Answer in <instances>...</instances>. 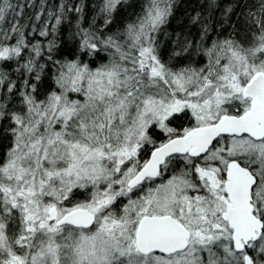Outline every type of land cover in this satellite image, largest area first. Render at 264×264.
<instances>
[{"label":"snow or ice","instance_id":"snow-or-ice-1","mask_svg":"<svg viewBox=\"0 0 264 264\" xmlns=\"http://www.w3.org/2000/svg\"><path fill=\"white\" fill-rule=\"evenodd\" d=\"M122 2L0 0V264H264V0L224 40L206 0L188 63L173 0L112 29Z\"/></svg>","mask_w":264,"mask_h":264},{"label":"trees","instance_id":"trees-1","mask_svg":"<svg viewBox=\"0 0 264 264\" xmlns=\"http://www.w3.org/2000/svg\"><path fill=\"white\" fill-rule=\"evenodd\" d=\"M36 2L38 4L39 0H36ZM56 2L57 0H49L50 5ZM72 2H80V0H72ZM84 2L87 5L86 17L90 20L94 16L92 6L93 4H98L100 0H84ZM247 2L249 5L253 6L252 10L255 11L256 0H247ZM146 3L147 0H126V2H122L115 12L111 28L115 29L122 27L124 24L135 19L136 15L141 13ZM173 3L172 15L169 17L167 24L162 26V30L158 36L161 42V55L165 61H168L174 53H180V56L175 59L188 63L190 61L184 51V46L199 39L200 23L193 24L192 19L198 12L201 13V20L207 15L206 0H173ZM233 3L236 4L235 11L228 19L222 18V11H216L214 13V19L211 21L212 38L219 37L221 40L231 38V25L236 24L237 14L247 11V9L243 7L244 0H220V9L222 10L225 5ZM26 11L30 12V10ZM75 19L76 17L74 15L69 14V20L61 26L58 41L61 46L59 50L61 55L68 56L69 52L74 50V42L70 38V32L75 23ZM97 23L102 24V19L98 20ZM85 26H87V20ZM245 38L246 34L243 28H240L239 35L235 36V39L242 42ZM197 59L198 57L195 53H192L191 62ZM100 62L101 61L97 60V63ZM93 67H95V65H93ZM45 83L51 86L50 81H45ZM3 123L7 125L8 121H4ZM183 123L185 126H188L187 121ZM10 139L11 138L7 136H0V158H2L3 153L7 150Z\"/></svg>","mask_w":264,"mask_h":264},{"label":"rangeland","instance_id":"rangeland-1","mask_svg":"<svg viewBox=\"0 0 264 264\" xmlns=\"http://www.w3.org/2000/svg\"><path fill=\"white\" fill-rule=\"evenodd\" d=\"M86 198V194L85 195H78L75 199L76 200H84Z\"/></svg>","mask_w":264,"mask_h":264}]
</instances>
